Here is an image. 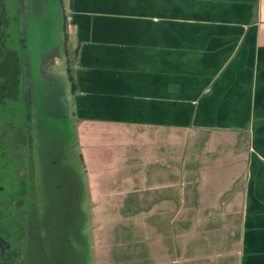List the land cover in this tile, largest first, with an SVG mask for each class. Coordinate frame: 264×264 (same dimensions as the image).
I'll return each instance as SVG.
<instances>
[{
	"label": "crops",
	"instance_id": "1",
	"mask_svg": "<svg viewBox=\"0 0 264 264\" xmlns=\"http://www.w3.org/2000/svg\"><path fill=\"white\" fill-rule=\"evenodd\" d=\"M58 5L77 143L90 170L114 159L120 167L119 150L111 152L120 145L143 149L130 166L155 194L145 232L155 244L172 200L161 189L176 183L165 157L153 154L170 149L173 132L187 148L172 166L181 193L170 210L177 225L166 228L178 263L264 264V0ZM192 131L195 142L186 145Z\"/></svg>",
	"mask_w": 264,
	"mask_h": 264
},
{
	"label": "rangeland",
	"instance_id": "2",
	"mask_svg": "<svg viewBox=\"0 0 264 264\" xmlns=\"http://www.w3.org/2000/svg\"><path fill=\"white\" fill-rule=\"evenodd\" d=\"M1 1L0 18H8L6 43L16 51L14 59L22 62L26 73L17 98L6 94L0 99V125L8 120L17 125L27 121L33 160L32 196L23 197L20 205L14 206L15 210H27V233L18 240L8 236V242L17 249L15 264H179L177 251L168 245L171 241L166 228L177 225V216L169 220L173 215L170 210H178L181 193L172 166L178 165L187 148L177 145L172 132L170 149L154 150V158L165 157L167 176L176 184L161 189L172 200L167 203L165 217L156 219L164 239L159 235L153 244L145 232L146 223L154 220L152 211L147 212L157 208L155 194L148 191L141 174L137 175L139 166H130L135 161L137 165L143 149H121V145L111 149L119 150L122 165L115 168L114 159L106 170L91 171L81 157H87V150L77 143L78 119L73 114L65 68L59 0ZM51 56H55L51 65L43 66ZM195 139L194 131L189 138L183 137L186 145H192ZM118 141L122 143L124 136ZM186 153L189 162L192 152ZM18 167L17 160L0 155L1 199L16 195ZM6 206L1 217L5 220L9 214ZM105 211L113 216L107 219Z\"/></svg>",
	"mask_w": 264,
	"mask_h": 264
},
{
	"label": "flooded vegetation",
	"instance_id": "3",
	"mask_svg": "<svg viewBox=\"0 0 264 264\" xmlns=\"http://www.w3.org/2000/svg\"><path fill=\"white\" fill-rule=\"evenodd\" d=\"M1 2L0 0V5ZM7 22L8 18H0V99L6 94L17 98L19 84L24 82L26 73L22 62L19 64L14 59L16 51L6 43V39L9 38L6 34ZM20 46L23 48L25 44L21 42ZM2 54L3 59L1 58ZM11 59L13 60L11 61ZM31 149V137L27 121L23 120L17 125L13 120H8L5 124L0 125V155L9 160H17L19 163L16 195H8L9 200L0 198V259L3 264H15L14 259L17 253L16 247L8 242V236L16 237L18 240V237L24 236L28 229L27 210H15L14 206L20 205L23 197L32 196L33 160ZM1 188L2 186H0V190ZM5 205L9 210L6 220L1 218L4 212L2 208ZM19 246L21 247L20 244Z\"/></svg>",
	"mask_w": 264,
	"mask_h": 264
},
{
	"label": "trees",
	"instance_id": "4",
	"mask_svg": "<svg viewBox=\"0 0 264 264\" xmlns=\"http://www.w3.org/2000/svg\"><path fill=\"white\" fill-rule=\"evenodd\" d=\"M68 78H70V85H71V90L74 91V82L72 81V77H71V74L70 76H68Z\"/></svg>",
	"mask_w": 264,
	"mask_h": 264
}]
</instances>
